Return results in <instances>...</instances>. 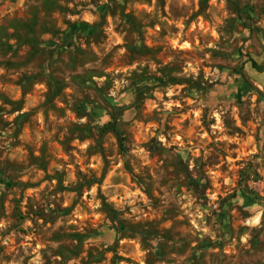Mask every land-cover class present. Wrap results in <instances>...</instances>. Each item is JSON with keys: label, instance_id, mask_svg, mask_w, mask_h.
<instances>
[{"label": "rangeland", "instance_id": "1", "mask_svg": "<svg viewBox=\"0 0 264 264\" xmlns=\"http://www.w3.org/2000/svg\"><path fill=\"white\" fill-rule=\"evenodd\" d=\"M0 43V264H264V0H0Z\"/></svg>", "mask_w": 264, "mask_h": 264}, {"label": "trees", "instance_id": "2", "mask_svg": "<svg viewBox=\"0 0 264 264\" xmlns=\"http://www.w3.org/2000/svg\"><path fill=\"white\" fill-rule=\"evenodd\" d=\"M47 4H48V3H47ZM16 39H18V38H16ZM28 41H29L30 44H33L35 40H34V38H33L32 36H30V37L28 38ZM1 45H2V44L0 43V46H1ZM252 66H253V67H256V65H255L254 62H252ZM171 83H172V84L178 83V80L171 79ZM193 85L195 86L196 84H193ZM196 88H197V87H196ZM111 117L114 118V115H112ZM22 118H23V116H21L20 118H18V120H19V119H22ZM116 127H117V124H116V120H115L114 122H111V123L109 122V123H107V124L105 125L104 129L113 132V133L116 135L117 139H118L119 147H122L121 135L118 133V130H117Z\"/></svg>", "mask_w": 264, "mask_h": 264}]
</instances>
